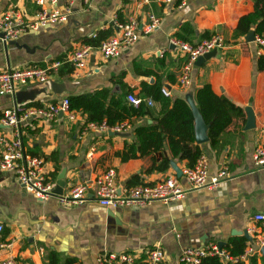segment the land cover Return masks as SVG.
Here are the masks:
<instances>
[{"label": "crops", "instance_id": "1", "mask_svg": "<svg viewBox=\"0 0 264 264\" xmlns=\"http://www.w3.org/2000/svg\"><path fill=\"white\" fill-rule=\"evenodd\" d=\"M65 2L59 0L58 7L64 10ZM13 5L28 18L40 8L36 0H0V15ZM261 12L254 8L252 0H187L182 6H178V0L148 4L132 0H75L66 21L27 30L15 43L4 44L0 39V70L45 66L64 60L80 44L94 47L85 68L76 70L64 63L45 82H30L19 85L14 94H0V118L5 108L15 105H45L101 88H109L126 100L127 94H134L156 115L161 104L141 92L148 83H157L160 92L166 87L170 94L165 97L186 100L190 94L198 110L196 91L209 84L216 94L226 95L245 110V120L230 124L221 134L218 147H213L209 138L201 143L195 138L201 154L207 157L210 175L223 164L229 169V176L217 186L195 189L189 188L182 174L177 176L191 166L186 160L168 158L166 146L167 161L158 157L152 165L151 155L120 160L117 152L133 139L134 126L153 122L148 116H131L116 122L129 124L118 131L123 135L111 130L84 131L87 115L76 109H72V121L63 114L53 120H25L26 151L43 159L44 170L55 183L64 171L63 192L75 183L96 178L108 168L116 170L115 183L122 192L135 183L153 184L174 174L187 190L178 200L154 201L144 207H106L91 194L79 204H64L55 195L35 197L13 172L0 171V242L10 243L0 247V261L13 256L21 264H97L96 257L103 252L141 255L158 246L164 253L163 264H180L178 258L184 247L217 242L229 252V241L243 237L245 248V233L249 236L259 225L254 215L264 214V169L253 162L255 147L264 142V69L256 66V57L263 49L255 40H245ZM149 13L161 18L159 28L140 34L133 45L116 57L101 56L97 48L100 41L118 33L113 25L115 15L119 20L133 15L145 23ZM177 32L180 40L190 44L206 39L208 34H220L226 44L199 64L195 60L187 87L178 80L187 54L170 43ZM52 81L63 84L61 93L53 91ZM147 99L152 100L151 105ZM0 134H8L1 121ZM134 176L138 178L133 179ZM242 261L264 264V254Z\"/></svg>", "mask_w": 264, "mask_h": 264}, {"label": "built area", "instance_id": "2", "mask_svg": "<svg viewBox=\"0 0 264 264\" xmlns=\"http://www.w3.org/2000/svg\"><path fill=\"white\" fill-rule=\"evenodd\" d=\"M59 0H36L40 6L39 10L28 18L16 6H11L0 15V39L7 44L16 40L18 36L27 30H39L57 22L66 21L70 14V7L75 0H66L65 9L58 7ZM91 0H83L89 3ZM142 3L171 2L173 0H132ZM187 0H178V6L186 4ZM161 24V18L149 13L145 23H141L136 16H128L119 20L116 15L113 25L118 33L100 41L97 48L104 59L116 57L120 52L133 45L140 34H148ZM255 41L264 46V37L255 34ZM170 43L187 54L179 76L180 85L187 87L190 83L191 68L195 60L211 51L225 47V42L220 34H214L196 44H190L176 37L170 39ZM93 45L80 44L68 53L64 60H55L45 65H29L19 68L0 70V94H14L19 85L30 82H45L49 80L52 72L68 63L76 70L85 68L93 52ZM163 95L167 96L170 91L166 87L161 88ZM127 100L133 105H138L143 99L134 94H127ZM149 105L151 99L146 100ZM58 114H63L68 120L75 119V112L69 106L67 97L45 105L19 106L5 108L2 111L0 121L7 128L8 134H0V171L13 172L17 179L24 185L25 189L35 197L44 199L51 195L58 197L64 204H79L85 201L91 194L99 204L106 207L135 206L144 207L154 201L168 203L182 198L186 188L182 187L178 177L168 175L153 184L137 183L122 192L115 183L116 170L108 168L101 175L92 180H85L73 184L67 192L55 194L53 180L44 170L43 159L37 155L29 154L23 142V122L31 118L42 120H53ZM129 126L127 122L117 123L109 126L105 121H86L83 130L98 129L120 131ZM264 132V125H263ZM255 166L264 169V142L258 144L253 152ZM181 174L186 178L189 188L208 187L213 188L229 176V169L223 164L213 175L208 172V161L204 154H200L191 167H185ZM254 219L259 222L249 232L246 247L239 255L230 254L217 242H209L194 247H184L179 254L180 264H201L205 256H218L225 262H243L257 253L264 254V214L257 213ZM0 223V232L2 231ZM248 234V233H247ZM10 244V243H9ZM0 242V247L9 245ZM164 253L158 246L146 249L141 255L132 252H103L97 255V264H163ZM0 264H21L15 257L9 256L0 261Z\"/></svg>", "mask_w": 264, "mask_h": 264}, {"label": "trees", "instance_id": "3", "mask_svg": "<svg viewBox=\"0 0 264 264\" xmlns=\"http://www.w3.org/2000/svg\"><path fill=\"white\" fill-rule=\"evenodd\" d=\"M252 1L255 9L262 10L260 19L254 25V32L264 37V0ZM236 35L235 31L234 36ZM210 36L208 34L207 38ZM176 37L180 39L181 35L177 32ZM258 47L263 49V52L256 57L257 69L261 70L264 69V46L258 43ZM145 73L150 72L145 71ZM141 92L161 104L160 111L156 115L144 102L133 105L126 98L115 96L109 88L68 95L67 98L70 108L85 113L87 121H105L109 126H113L116 122L131 116H148L152 119L151 123L134 126L133 139L125 142L123 149L117 152L121 161L151 155L152 165L158 157H162L163 161H167L168 158L186 160V164L192 166L202 153V149L195 143V119L188 102L183 97H165L161 94L157 83H148L146 88H141ZM196 101L199 112L208 124L207 135L213 147H218L221 134L230 124L237 119H242V122L245 120V110L226 95L216 94L209 84H204L196 91ZM164 146L169 151L168 158L164 156ZM152 165L147 171L152 169ZM137 178L138 176H134L133 179ZM229 242L230 254L239 255L243 251V237L233 238ZM201 264L227 263L222 262L218 256H205Z\"/></svg>", "mask_w": 264, "mask_h": 264}, {"label": "water", "instance_id": "4", "mask_svg": "<svg viewBox=\"0 0 264 264\" xmlns=\"http://www.w3.org/2000/svg\"><path fill=\"white\" fill-rule=\"evenodd\" d=\"M245 40L246 41H254L255 40V32L254 30H250L247 34V36H245ZM9 43H15V40H11L9 41ZM216 52V49H212L211 51L199 56L197 59H196V64H199L200 61L204 60L205 58H208L210 56H212L213 54H215ZM51 86H52V89L55 93H61L64 86L62 83H59L57 81H52L51 82ZM186 100L192 110V113L194 115V119H195V138H196V141L201 143V142H204V141H207L208 140V135H207V128H208V124L205 123L201 113L199 112L198 108L196 107L193 99H192V96L190 94L186 95ZM112 133L114 134H121L123 135V133H120L118 131H113ZM181 175V171H179L177 173V176H180ZM64 171H62L58 177H57V180H56V183H55V186H54V193L55 194H61L63 193V188H64ZM246 234V237L248 238V235L247 233Z\"/></svg>", "mask_w": 264, "mask_h": 264}]
</instances>
